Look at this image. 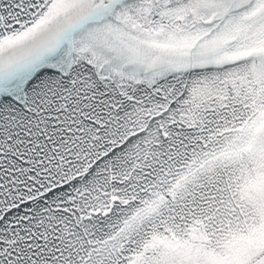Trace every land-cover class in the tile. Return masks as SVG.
<instances>
[{
    "label": "snow or ice",
    "instance_id": "obj_1",
    "mask_svg": "<svg viewBox=\"0 0 264 264\" xmlns=\"http://www.w3.org/2000/svg\"><path fill=\"white\" fill-rule=\"evenodd\" d=\"M0 264H264V0H0Z\"/></svg>",
    "mask_w": 264,
    "mask_h": 264
}]
</instances>
